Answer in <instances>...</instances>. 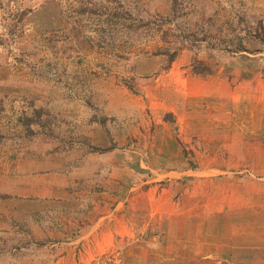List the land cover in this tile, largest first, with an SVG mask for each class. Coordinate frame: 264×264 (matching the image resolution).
Returning a JSON list of instances; mask_svg holds the SVG:
<instances>
[{"label":"rangeland","instance_id":"rangeland-1","mask_svg":"<svg viewBox=\"0 0 264 264\" xmlns=\"http://www.w3.org/2000/svg\"><path fill=\"white\" fill-rule=\"evenodd\" d=\"M167 173L264 192V0H0V264L151 261L103 233Z\"/></svg>","mask_w":264,"mask_h":264},{"label":"crops","instance_id":"crops-1","mask_svg":"<svg viewBox=\"0 0 264 264\" xmlns=\"http://www.w3.org/2000/svg\"><path fill=\"white\" fill-rule=\"evenodd\" d=\"M170 172L179 173L176 169ZM109 180L113 181L112 178ZM147 182L150 181L143 183ZM210 183L212 180L207 179L206 184ZM129 184L126 182L124 186ZM180 184L181 181L167 173L162 182H155L143 193L117 203L112 213L123 204L126 209H122V216L128 220V212L131 218L132 215L143 214V224L135 231L134 225L128 221L127 225H115V230L103 233L107 236V244L124 234L140 231L144 235L142 240L145 245L140 243V246L144 247L146 261L153 258L144 264H201L194 260L197 257L202 258L203 264L211 260L215 264H264V192L244 193L236 197L227 193H216L214 196L211 191L207 194L204 191L200 192L204 203H200L201 200L188 188L183 187L180 193ZM247 195L251 196V200ZM64 196L67 198V194ZM107 206L110 207V204L105 203L104 207ZM141 218L136 219L138 224H141ZM151 230L159 232L162 237L159 246H156L155 256L152 254L155 249L150 248L152 244L147 237ZM140 254L143 255L142 252ZM159 259L162 263H157ZM126 264L132 262L128 260Z\"/></svg>","mask_w":264,"mask_h":264},{"label":"built area","instance_id":"built-area-1","mask_svg":"<svg viewBox=\"0 0 264 264\" xmlns=\"http://www.w3.org/2000/svg\"><path fill=\"white\" fill-rule=\"evenodd\" d=\"M98 264H121L117 256L115 255H110V256H105L103 260H101L100 263Z\"/></svg>","mask_w":264,"mask_h":264}]
</instances>
